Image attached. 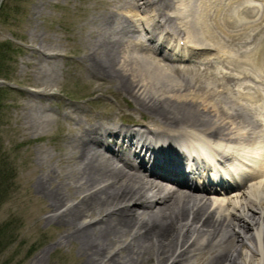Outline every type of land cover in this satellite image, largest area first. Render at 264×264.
I'll return each instance as SVG.
<instances>
[{
  "label": "bare ground",
  "instance_id": "bare-ground-1",
  "mask_svg": "<svg viewBox=\"0 0 264 264\" xmlns=\"http://www.w3.org/2000/svg\"><path fill=\"white\" fill-rule=\"evenodd\" d=\"M110 2L82 48L85 68L98 84L119 81L141 119L68 105L64 169L36 181L46 220L86 264H264V0ZM166 38L172 54L160 52ZM176 146L205 157L194 185ZM210 154L245 178L230 189L221 176L210 182Z\"/></svg>",
  "mask_w": 264,
  "mask_h": 264
},
{
  "label": "rangeland",
  "instance_id": "rangeland-1",
  "mask_svg": "<svg viewBox=\"0 0 264 264\" xmlns=\"http://www.w3.org/2000/svg\"><path fill=\"white\" fill-rule=\"evenodd\" d=\"M110 1L0 0V42L8 48L0 54V88L8 91L0 115V145L10 167L0 200V264H86L76 242L61 237L60 223L46 220L48 199L36 181L48 170L61 174L64 169L58 157L72 133L67 125L74 124L64 118L69 104L103 113L123 107L127 114L116 118L118 123L141 119L138 103L119 81L104 78L98 84L85 68L82 48L90 31L102 27L106 10L117 3ZM136 10L130 7L126 13ZM118 18L125 20L111 15L113 22ZM238 40L232 37L230 43L239 46ZM241 248L245 252L246 246Z\"/></svg>",
  "mask_w": 264,
  "mask_h": 264
},
{
  "label": "trees",
  "instance_id": "trees-1",
  "mask_svg": "<svg viewBox=\"0 0 264 264\" xmlns=\"http://www.w3.org/2000/svg\"><path fill=\"white\" fill-rule=\"evenodd\" d=\"M5 42H0V54H2L4 51H7L8 48L5 46ZM8 91L6 88H0V115L2 112V107L4 105V99L7 96ZM9 177H10V167L8 165L7 156L2 150V147L0 145V200L2 199L1 195L3 193V190L5 189V186L9 184ZM1 231V227H0ZM1 242V241H0Z\"/></svg>",
  "mask_w": 264,
  "mask_h": 264
}]
</instances>
